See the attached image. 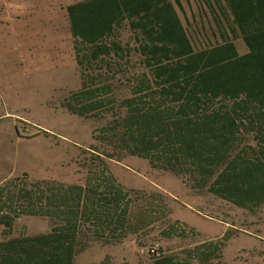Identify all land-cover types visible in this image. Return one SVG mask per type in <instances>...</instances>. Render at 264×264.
Here are the masks:
<instances>
[{"label": "trees", "instance_id": "1", "mask_svg": "<svg viewBox=\"0 0 264 264\" xmlns=\"http://www.w3.org/2000/svg\"><path fill=\"white\" fill-rule=\"evenodd\" d=\"M212 1L229 12L230 34L202 48L190 39L179 0L69 4L81 83L62 105L83 118L109 117L95 139L174 173L192 189L254 210L264 204V0ZM124 25L132 47L119 35ZM237 38L246 53H239ZM15 180L0 187L1 207L7 202L10 210L0 216V264H75L93 240L122 236L128 224L130 191L105 171L84 185ZM20 213L47 217L48 231L13 236ZM227 238L198 244L183 258L158 249L151 264H207L221 256Z\"/></svg>", "mask_w": 264, "mask_h": 264}, {"label": "rangeland", "instance_id": "2", "mask_svg": "<svg viewBox=\"0 0 264 264\" xmlns=\"http://www.w3.org/2000/svg\"><path fill=\"white\" fill-rule=\"evenodd\" d=\"M74 1L0 0V187L16 178L84 185L90 175L105 171L130 191L122 236L93 240L75 264H151L158 249L183 258L188 249L226 233L221 256L207 264H264V204L248 210L192 189L174 173L95 139L108 116L83 118L62 105L81 83L67 17ZM176 7L195 48L230 34L229 12L212 0H179ZM119 35L132 47L126 25ZM235 44L240 54L248 51L242 39ZM129 60L135 65L137 58ZM4 229L0 222L2 237ZM48 229L47 217L20 213L12 235Z\"/></svg>", "mask_w": 264, "mask_h": 264}, {"label": "built area", "instance_id": "3", "mask_svg": "<svg viewBox=\"0 0 264 264\" xmlns=\"http://www.w3.org/2000/svg\"><path fill=\"white\" fill-rule=\"evenodd\" d=\"M24 181H25V180L22 179V178H16V180L14 181V184L20 186V185H22V183H23ZM5 214H7V211L5 210V207L2 208L1 205H0V216L5 215ZM2 239H3V237H2V235L0 234V242L2 241Z\"/></svg>", "mask_w": 264, "mask_h": 264}, {"label": "crops", "instance_id": "4", "mask_svg": "<svg viewBox=\"0 0 264 264\" xmlns=\"http://www.w3.org/2000/svg\"><path fill=\"white\" fill-rule=\"evenodd\" d=\"M5 179V178H4ZM3 180V179H2ZM2 180H0V181H2Z\"/></svg>", "mask_w": 264, "mask_h": 264}]
</instances>
